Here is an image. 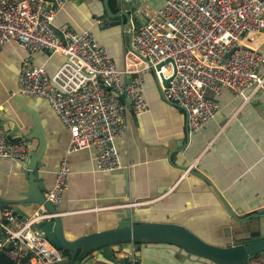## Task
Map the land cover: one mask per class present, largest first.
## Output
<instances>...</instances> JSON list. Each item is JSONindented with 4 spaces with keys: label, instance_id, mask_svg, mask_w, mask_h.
Returning <instances> with one entry per match:
<instances>
[{
    "label": "crops",
    "instance_id": "crops-1",
    "mask_svg": "<svg viewBox=\"0 0 264 264\" xmlns=\"http://www.w3.org/2000/svg\"><path fill=\"white\" fill-rule=\"evenodd\" d=\"M126 1H137L138 8L141 2ZM110 2L116 7L112 11H116L118 1L109 0V6ZM147 2L158 7L163 0ZM102 12V0H64L54 23L75 31L90 30L121 68L128 49V31L119 25L105 26L109 21L106 17L98 23L97 15ZM260 50L264 56V41ZM23 61L44 65L52 74L63 58L45 49L30 52L16 43L0 49V123L8 139L21 141L34 129L31 112L38 116L46 140L40 176L47 190L60 160L67 159L71 174L59 211L69 239L112 228L117 214L129 206L122 203L139 199L143 204L133 208L146 215L143 221L176 222L205 241L225 246L231 229L237 230L213 186L237 213L264 206V90L248 91V101L229 88L208 92L220 101L221 110L202 131L189 135L185 110L164 99L153 74L146 73L144 97L148 110L136 115L128 108L126 133L115 141L121 167L103 172L94 165V148L67 153L69 130L45 99L15 93L16 68ZM258 71L264 74V66ZM29 141L31 152L37 140ZM190 164L213 186L192 172L184 173ZM21 165L20 161L0 157L1 197H17ZM4 205H12L28 216L37 210L35 205L0 207ZM261 221L264 224V217ZM81 252L82 257L73 264L86 260L84 264H132L135 259L150 264H216L180 251L174 244L155 241L141 244L137 251L112 243ZM245 264H264V255L248 257Z\"/></svg>",
    "mask_w": 264,
    "mask_h": 264
},
{
    "label": "built area",
    "instance_id": "built-area-1",
    "mask_svg": "<svg viewBox=\"0 0 264 264\" xmlns=\"http://www.w3.org/2000/svg\"><path fill=\"white\" fill-rule=\"evenodd\" d=\"M147 1L141 0L138 8L146 22L134 31L132 48L124 52L118 68L90 30L55 25L64 0H0V49L16 43L30 52L45 49L63 58L52 74L44 65L23 61L16 68L15 93L45 99L69 130L67 153L94 148L98 171L121 167L115 141L126 133L129 107L136 115L148 110V72L165 98L185 110L189 135L202 131L221 110L220 101L208 92L229 88L248 101V91L264 90V74L258 71L264 66V0H163L158 7ZM168 78L170 84L164 86ZM29 147L30 141L8 139L0 123L1 158L22 162L30 155ZM70 174L63 157L44 194L56 213L41 206V212L28 216L11 205L0 207V254L12 264H64L59 248L35 225L60 215ZM141 204L139 199L122 203ZM132 264L150 263L135 259Z\"/></svg>",
    "mask_w": 264,
    "mask_h": 264
},
{
    "label": "water",
    "instance_id": "water-1",
    "mask_svg": "<svg viewBox=\"0 0 264 264\" xmlns=\"http://www.w3.org/2000/svg\"><path fill=\"white\" fill-rule=\"evenodd\" d=\"M52 1L55 2V0ZM83 1L79 0V2ZM117 1L118 9L113 12L109 6V0H102L103 12L97 17H99L98 19L105 17L109 19L105 26L119 25L127 30L128 48L131 49L133 33L146 22V17L138 9L137 1L132 3L126 0ZM56 31L58 35L62 36L57 28ZM164 63L162 62L156 67L160 68ZM170 80L171 78L165 79L163 85L169 86ZM156 83L159 87L157 80ZM160 90L161 95L166 99L163 90L161 88ZM31 114L34 129L32 133L23 136L21 141L37 140L35 149L30 152L27 159L22 161L16 187L17 197L7 199L0 196V204L35 205L38 212H41L40 207L43 206L46 211L56 213L55 207L44 196L47 189L44 179L40 176V167L43 166L41 158L46 150L43 128L38 116L32 112ZM191 172L213 186L211 180L204 174L194 169ZM213 187L237 230L233 232L231 229L225 246L205 241L195 232L176 222L143 221L142 219L146 218V215L138 213L131 206H125L117 214L118 220L112 228L87 232L73 239L67 237L60 215H55L50 220L39 221L35 226L41 228L47 239L57 248L70 250L71 254L66 264H73L79 248L88 251L109 243H121L123 248L127 247L137 251L141 244L150 241L174 244L180 248V251L183 249L189 254L206 257L216 264H245L248 257L264 255V224L261 221V218L264 217V206L251 212L237 213L228 206L217 188Z\"/></svg>",
    "mask_w": 264,
    "mask_h": 264
},
{
    "label": "trees",
    "instance_id": "trees-1",
    "mask_svg": "<svg viewBox=\"0 0 264 264\" xmlns=\"http://www.w3.org/2000/svg\"><path fill=\"white\" fill-rule=\"evenodd\" d=\"M111 1H113V0H111ZM110 7H111L112 10H115V8H116L115 6H113L112 2H110ZM11 206H12V205H11ZM109 244H111V243H109ZM109 244H105V245H102V246H100V247H106V246H108ZM94 249H97V248H94ZM59 250H60V252L62 253V255H64V257H65L64 264L67 263L68 260H69V256H70V254H71L70 250L65 249V248H60ZM81 253H82V252H81V248H79L75 260H76V259H79V258L82 257V256H81ZM75 260H74V261H75ZM0 264H12V261H11L10 259H8V258L2 253V254H0Z\"/></svg>",
    "mask_w": 264,
    "mask_h": 264
},
{
    "label": "rangeland",
    "instance_id": "rangeland-1",
    "mask_svg": "<svg viewBox=\"0 0 264 264\" xmlns=\"http://www.w3.org/2000/svg\"><path fill=\"white\" fill-rule=\"evenodd\" d=\"M15 86H16V83H15ZM192 170V169H191ZM191 170H190V172H191Z\"/></svg>",
    "mask_w": 264,
    "mask_h": 264
}]
</instances>
